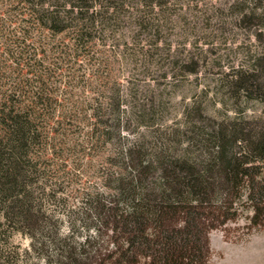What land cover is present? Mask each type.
Instances as JSON below:
<instances>
[{"label":"trees","instance_id":"trees-1","mask_svg":"<svg viewBox=\"0 0 264 264\" xmlns=\"http://www.w3.org/2000/svg\"><path fill=\"white\" fill-rule=\"evenodd\" d=\"M165 3L0 0L1 264H209L212 229L241 217L248 234L264 228V115L219 118L194 100L176 123L140 118L147 130L128 138V75L112 66L128 65V39L161 34ZM262 63L231 79L246 97L259 81L264 100ZM72 141L107 151L64 232L40 194L44 161Z\"/></svg>","mask_w":264,"mask_h":264},{"label":"rangeland","instance_id":"rangeland-1","mask_svg":"<svg viewBox=\"0 0 264 264\" xmlns=\"http://www.w3.org/2000/svg\"><path fill=\"white\" fill-rule=\"evenodd\" d=\"M164 1L161 34L144 45L128 39V65L117 61L112 66L116 77L128 75V138L147 130L140 118L176 123L194 100L219 118L264 115V100L255 98L259 81L248 97L231 82L238 72L244 78L262 72L264 0ZM78 84L76 92L89 93L84 80ZM86 147L82 142L63 143L56 146L54 158L43 163V181L50 188L40 199L64 232L72 221L78 226L84 192L99 185L104 168L100 161L106 148ZM10 240L23 248L30 244L29 236L18 231ZM209 240V264H264V228L248 234L245 217L212 229ZM15 264L45 263L28 257Z\"/></svg>","mask_w":264,"mask_h":264}]
</instances>
